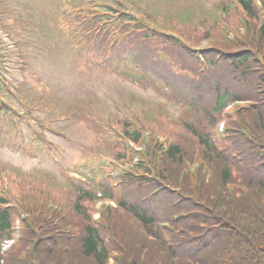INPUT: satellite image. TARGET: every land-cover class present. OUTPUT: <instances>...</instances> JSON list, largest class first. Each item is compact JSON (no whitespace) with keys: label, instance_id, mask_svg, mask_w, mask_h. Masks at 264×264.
<instances>
[{"label":"trees","instance_id":"trees-1","mask_svg":"<svg viewBox=\"0 0 264 264\" xmlns=\"http://www.w3.org/2000/svg\"><path fill=\"white\" fill-rule=\"evenodd\" d=\"M241 3L253 14L250 1ZM237 45L234 46L237 49L223 51L228 60L223 58L222 50L207 48L202 70L196 69V61L182 52L181 62L193 77V83L176 82L182 87L168 83L182 105L193 108V112L202 109L200 113L213 124L215 115H221L229 104L242 100L253 104L229 119L223 147L218 146L211 132L201 133L197 124L182 118L185 129L195 140L176 142L158 160L162 161L161 166L150 168L163 180L165 190L157 187L153 196L150 190L155 186L143 179L123 189L120 205L131 215L129 218L125 212H117L120 224L116 232L120 241L114 248L118 254L113 255V264H264V26L253 28ZM131 56L140 68L149 71L137 54ZM202 81L213 93L211 103H203L206 92ZM244 84L254 98L242 96ZM182 143L191 144V150L183 149ZM195 146L212 172L208 183L200 180L195 185L184 171L186 161L193 158ZM147 178L157 182L151 174ZM92 195L87 190L83 193L85 197ZM164 205L167 216L176 213L177 218L171 224L174 232L160 227L158 211ZM77 209L78 214L82 213L81 235L63 238L44 224L37 227L33 224L31 233L10 253L4 255L0 251V263L109 264L111 254L102 235L88 222L80 204ZM132 218L143 227L142 231L132 228ZM10 225L9 211L0 209V244L10 234ZM145 232L147 235L137 236ZM136 245L137 250L129 252ZM142 249L146 253L141 259ZM19 254H25L22 260L17 258Z\"/></svg>","mask_w":264,"mask_h":264},{"label":"rangeland","instance_id":"rangeland-1","mask_svg":"<svg viewBox=\"0 0 264 264\" xmlns=\"http://www.w3.org/2000/svg\"><path fill=\"white\" fill-rule=\"evenodd\" d=\"M7 1H9V6L13 8V14L11 13L12 19L7 17V9L3 7L5 2H2V6L0 5V20L4 28L9 29L12 36H15L13 40L17 41L19 48H22L21 44L28 46L25 48V51L23 47L22 52L25 60L29 57L30 66L35 70L30 77L41 86L42 90H48L52 86H55V90L59 96L58 100L60 98V93H67L65 101L68 103L75 99L79 100L73 102L70 108L82 114L76 120L78 121L76 125H74L76 121L74 123L68 122L67 126L64 127L65 130L62 128V125H59L64 121L57 122L53 125L54 131H63L66 134L65 139L53 138L54 142L60 143L58 148L63 154V157L60 159L56 160L57 155L53 159L42 157V155L40 156L39 146L31 143L30 140L27 142L28 147L26 146V153L28 154H24L22 152L24 150L18 145V147H16V141H5L0 145V164L9 167L10 173L8 175H10L9 179L11 180L12 187L16 186L20 189H11V192L7 194L14 198L17 195L18 199V194L21 191L24 196V202L22 201V204L25 205V209H27L29 205L25 195L28 191L26 187L29 186L38 190L45 197H48L50 201L56 200V193L54 191L56 185L51 184L49 186V181L52 177L42 172L31 174L35 170L44 169L58 174L60 171H63L64 175H62L63 178L59 177L58 187L59 191L66 198L68 206H70L74 199L78 198V190L81 188V185L76 182L77 180H69L67 176H72L73 179L77 176L78 178H86L87 176L85 174H87L94 188L99 187L102 183L104 184V179L101 175L102 172L94 174L92 171L96 173L97 171H101L99 165H101L102 161L100 158L114 157L117 152L122 151V145L120 143H112L111 138L104 131L106 129L99 127L100 125H94L89 122L88 119H93L92 114L94 113L102 115L103 117L107 116L104 121L108 119V116L110 117V114H113L112 116L115 119L124 116L125 109H123V107L118 105L111 106L109 104L112 98H118L122 106H128L135 111L141 110L148 114L146 121L149 127L159 131H165L170 134V136H174V134H177L181 130L175 122H182V118L191 124H197L199 126L198 130L201 133L203 131H209L211 134L215 135V132H217L214 131L215 129H213V124L210 120L200 113L202 109L198 112H193V108L185 104L182 105L180 97L174 94L175 90L169 85L172 84L176 87H182L183 85H178L176 82L185 85H191L193 83V77L187 75L188 73L185 71V66L181 63V60L184 59L182 53H179L178 57L173 55L170 58L169 56L166 57V59L156 53L146 57L144 49L141 52L136 51L141 48L137 45L135 51L138 58L149 60L148 62L146 61V64L148 65L149 63L154 73L151 70L147 71L140 68L137 62L129 60L131 57L129 53H132V50L126 51L132 48V44L128 42L120 49H112V55L115 52H117V54L110 63H104L102 67L101 64L96 65L95 62L89 65L87 60L84 62L83 57L78 58V53H75L77 52V48L71 46L72 41L77 44L81 43L82 39L72 37L67 30V24L72 17L81 10H83L88 18L95 16L96 13L91 6L81 4L80 0ZM99 1L105 3L108 0ZM136 1L141 4L140 6L133 4L136 8L145 12L149 11L154 17L158 18L163 27H176L177 29L186 27L185 32L189 37L194 39L193 45L195 46L206 36H218L219 31L217 30L219 29L217 25L219 23L223 26H226V23L230 26H234L238 22L237 17L234 15L235 10H233L230 3L231 0ZM17 10L24 11L36 19L33 26L39 28L38 31H36L37 35L28 36L30 30H27L26 34L19 30L17 27V22L19 21H17L18 19L15 15L16 13L18 15ZM53 21L54 25L52 24ZM79 37H82V33L79 34ZM150 43L160 44L162 42L161 40H153ZM202 43L205 44L204 42ZM26 49H28V53ZM97 51L100 52L102 50ZM102 54L104 55V53ZM74 55L77 58L76 63L79 65V72L75 70L71 71V69L68 68L70 61L66 58L70 60L72 58L74 59ZM153 59L160 60L162 63L153 62ZM164 64L167 68L171 69L173 74L177 75V80L174 79V77L164 78L161 76L163 73L166 75L170 74ZM12 65L14 69V64ZM139 77L142 78L136 80ZM166 84L172 89L167 87ZM11 85L15 90L18 88L16 81ZM202 85L206 92L202 97V99H206L203 100V103H211L213 93L210 92L204 81H202ZM241 90L244 98H254L253 95H250L251 93H249L248 86L245 84ZM241 90L239 91L241 92ZM208 95H210V98H206ZM102 102H107V106H101L100 103ZM4 111L5 109H0V116H2ZM154 115H158L160 118L154 119L153 117H157ZM220 116L221 115H215V120ZM52 118L55 119V116ZM22 132L28 136V131L25 127H22ZM18 141L22 145V143H26L27 140ZM180 145L183 149L189 151L192 147L191 144L187 143H182ZM54 146L57 147V145ZM29 154L34 157L28 156ZM96 154L97 156H95ZM57 162H59L58 164H66V169L58 168L59 165ZM22 173L26 175L21 177ZM60 173L62 174V172ZM114 176L115 173L112 175V179ZM23 185H26V187ZM113 185L114 181L111 183V186ZM61 189L65 191L66 194H64ZM90 191L95 193V191L91 189ZM94 195L98 196L99 194L95 193ZM19 202L20 201L17 200V204H19ZM81 203L82 206H86L87 211L91 208L90 201H82ZM98 206L99 205L95 206V209ZM25 209L20 210L22 215L25 214ZM165 215H167V212ZM79 220L80 218L77 216L73 222L77 223Z\"/></svg>","mask_w":264,"mask_h":264}]
</instances>
